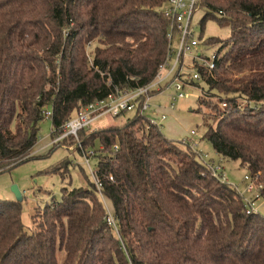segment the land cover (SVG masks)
Instances as JSON below:
<instances>
[{
    "label": "trees",
    "instance_id": "16d2710c",
    "mask_svg": "<svg viewBox=\"0 0 264 264\" xmlns=\"http://www.w3.org/2000/svg\"><path fill=\"white\" fill-rule=\"evenodd\" d=\"M167 1L0 0V173L34 158L46 109L55 137L85 105L155 77L169 48ZM195 9L201 30L208 20L230 29L203 39L218 57L210 71L198 66L206 94L197 102L210 110L201 139L257 176L264 197V0H196ZM132 114L79 131L81 146L100 144L91 179L62 187L30 229L21 201L0 199V264H264V216L246 213L187 143ZM69 166L45 172L65 178Z\"/></svg>",
    "mask_w": 264,
    "mask_h": 264
},
{
    "label": "rangeland",
    "instance_id": "374dc122",
    "mask_svg": "<svg viewBox=\"0 0 264 264\" xmlns=\"http://www.w3.org/2000/svg\"><path fill=\"white\" fill-rule=\"evenodd\" d=\"M203 14L202 9H198L194 12L191 25L193 26V36L200 40V46L198 49H202V55L204 57H210L211 54L217 50V45L208 46L204 44L203 39L208 37H218L225 39L230 34L229 26L224 24L220 25L215 20H208L204 28L201 30L198 21ZM98 44L97 41H93L87 48L91 51L94 46ZM196 52L185 55L183 57L182 72L190 74L193 70L188 66ZM202 61L199 60V63ZM200 71V67L196 66ZM171 78L168 79L170 81ZM183 88L185 96L176 101L172 100L174 93L173 85H170L164 91L155 93L150 99V105L153 112H146V117H153L155 113L166 115L162 122L161 132L168 138L174 141H184L188 139L194 143H198V150L202 153H208L217 161L216 152L212 150L211 145L206 139H201L202 131V116L209 115V108L205 106H199L197 102L198 96L206 94V85L203 81L189 82ZM171 102L174 106L171 107ZM76 113L73 114V116ZM132 113H123L117 117H105L100 120L101 126L104 127L111 124H121L126 118L131 117ZM51 116V115H50ZM70 119V118H69ZM191 130H195V134L192 135ZM95 131V130H94ZM90 132H85L91 133ZM63 131L55 136L58 138ZM55 137L51 136V120L50 117L44 119L40 123V130L38 133V141L32 148L29 155L34 158L22 162L16 166L11 167L0 173V199H15V194L12 187L15 185L22 195L21 200V213L20 219L25 228L31 227V214L45 203H50L53 200H59L62 187H76L87 186V180L91 179L88 172V167L91 165L95 167L96 163V149L100 144L95 141V145L83 147L77 145V140L72 144L69 141L65 142V138L60 141H52ZM80 135L78 136L79 142ZM187 140H185L186 142ZM190 141V142H191ZM57 144V145H56ZM188 147L194 152L193 148L187 142ZM197 153V149L194 152ZM28 155V156H29ZM98 155V154H97ZM31 156V157H32ZM68 159L70 166L68 168V176L61 178L58 173H46L48 168L57 165V162ZM224 176L227 179L225 182L231 185H238L242 190L244 184L242 182L243 175L246 170L240 167L238 161L232 159L222 160ZM64 169L62 168L60 172ZM87 174V175H86ZM103 201V200H102ZM108 203V201H107ZM109 209L111 211L110 203ZM257 212L264 216V198H261L256 203ZM115 236L117 233L113 231ZM63 253L59 254L61 260Z\"/></svg>",
    "mask_w": 264,
    "mask_h": 264
},
{
    "label": "built area",
    "instance_id": "2783aa9c",
    "mask_svg": "<svg viewBox=\"0 0 264 264\" xmlns=\"http://www.w3.org/2000/svg\"><path fill=\"white\" fill-rule=\"evenodd\" d=\"M196 0H168L163 8L164 15L169 18L170 26L167 32L169 41V48L165 60L158 66L155 77L147 84L127 90L119 95H109L104 100L94 101L81 108L74 116L68 119L62 126L63 133L58 138L52 141H60L63 138L72 136L77 140V145L80 146L78 133L80 130L85 132L94 131L98 128L100 120L105 117H116L121 112H139V114L146 117V112H153L150 105V99L155 93H160L173 85L174 93L172 100L176 101L185 96L183 88L189 82H200L202 80L201 73L196 66H200L207 71L215 67V59L218 57L217 50H215L210 57L202 55L200 40L193 36V26L191 25L192 17L195 9ZM196 52L190 66L193 70L190 74L182 72L183 57L192 52ZM199 60L202 62L199 63ZM171 78L170 81L168 79ZM222 106L224 103L221 104ZM174 106L171 102V107ZM46 118L51 115L50 109L44 111ZM166 115L164 113H155L153 117H146L149 122L161 128L162 122ZM192 135L195 130H191ZM185 143L193 148L194 152L197 149L196 157L205 165L211 175L220 181L225 182L227 179L224 176L222 160L223 157L216 153L217 161L208 153H202L198 150V143L191 140L183 139ZM191 141V142H190ZM88 170L93 174V168L89 165ZM242 182L244 187L239 189L238 185L229 184L238 194L241 199L245 212H257L256 203L259 199L264 198L261 193L262 183L257 176L250 175L247 171L243 175ZM97 187L100 185L96 182ZM228 184V183H227ZM101 199L105 202L104 197L100 194ZM107 207V206H106ZM107 224L112 230L119 234L117 221L114 219L112 212L107 208Z\"/></svg>",
    "mask_w": 264,
    "mask_h": 264
},
{
    "label": "water",
    "instance_id": "95a60500",
    "mask_svg": "<svg viewBox=\"0 0 264 264\" xmlns=\"http://www.w3.org/2000/svg\"><path fill=\"white\" fill-rule=\"evenodd\" d=\"M12 189H13V192L15 194V200L21 201L22 195H21V192L19 191V189L15 185L12 187Z\"/></svg>",
    "mask_w": 264,
    "mask_h": 264
},
{
    "label": "crops",
    "instance_id": "0c3cea01",
    "mask_svg": "<svg viewBox=\"0 0 264 264\" xmlns=\"http://www.w3.org/2000/svg\"><path fill=\"white\" fill-rule=\"evenodd\" d=\"M98 126H101V123H99Z\"/></svg>",
    "mask_w": 264,
    "mask_h": 264
}]
</instances>
